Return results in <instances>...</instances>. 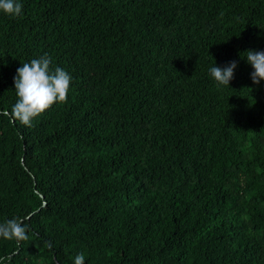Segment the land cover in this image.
<instances>
[{
    "label": "trees",
    "instance_id": "trees-1",
    "mask_svg": "<svg viewBox=\"0 0 264 264\" xmlns=\"http://www.w3.org/2000/svg\"><path fill=\"white\" fill-rule=\"evenodd\" d=\"M0 12V264H264V0H19ZM47 54L65 102L16 120ZM235 61L229 86L209 69Z\"/></svg>",
    "mask_w": 264,
    "mask_h": 264
},
{
    "label": "clouds",
    "instance_id": "clouds-1",
    "mask_svg": "<svg viewBox=\"0 0 264 264\" xmlns=\"http://www.w3.org/2000/svg\"><path fill=\"white\" fill-rule=\"evenodd\" d=\"M0 12L17 17L22 12V4L19 0H0ZM245 54L247 62L254 69L251 80L259 84L264 80V51L248 50ZM236 67L237 63L232 61L224 68L213 66L209 72L218 86H229ZM71 80L66 70L59 66L53 68L52 59L47 54L23 63L14 77L17 100L11 109L12 116L21 124L31 126L33 119L53 104L66 101ZM0 238L27 240V225L16 218L5 220L0 223ZM84 261L83 253L74 258V264H84Z\"/></svg>",
    "mask_w": 264,
    "mask_h": 264
}]
</instances>
